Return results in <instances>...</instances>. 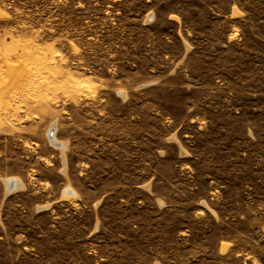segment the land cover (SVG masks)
<instances>
[{"label":"rangeland","instance_id":"1","mask_svg":"<svg viewBox=\"0 0 264 264\" xmlns=\"http://www.w3.org/2000/svg\"><path fill=\"white\" fill-rule=\"evenodd\" d=\"M0 264H264V0H0Z\"/></svg>","mask_w":264,"mask_h":264},{"label":"water","instance_id":"2","mask_svg":"<svg viewBox=\"0 0 264 264\" xmlns=\"http://www.w3.org/2000/svg\"><path fill=\"white\" fill-rule=\"evenodd\" d=\"M49 137L51 139H53V137H54V130L53 129L50 131ZM14 185H15L14 181L9 182V190L14 189L16 187Z\"/></svg>","mask_w":264,"mask_h":264},{"label":"bare ground","instance_id":"3","mask_svg":"<svg viewBox=\"0 0 264 264\" xmlns=\"http://www.w3.org/2000/svg\"><path fill=\"white\" fill-rule=\"evenodd\" d=\"M54 125H56L55 122L51 125V127L54 126ZM50 129H52V128H50ZM49 134H50V131L48 130V135H49ZM54 140H55V139H54ZM52 141H53V140H52ZM56 141H57V139H56ZM57 144H59V146L62 147V148L64 147V145L61 144V143H59V141H57ZM59 146H58V147H59ZM9 181H10V180H8V182H9ZM8 182H7V183H8ZM16 183H17V184L20 183L19 180H16ZM8 184H9V183H8ZM19 186H22V183H21V185H19ZM19 186L16 185L15 188L17 189V187H19ZM22 187H23V186H22ZM69 192H70V191H69Z\"/></svg>","mask_w":264,"mask_h":264}]
</instances>
